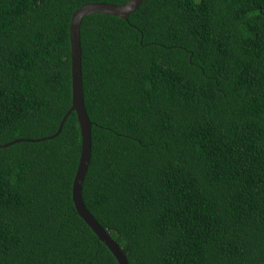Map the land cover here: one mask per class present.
<instances>
[{
    "label": "trees",
    "instance_id": "16d2710c",
    "mask_svg": "<svg viewBox=\"0 0 264 264\" xmlns=\"http://www.w3.org/2000/svg\"><path fill=\"white\" fill-rule=\"evenodd\" d=\"M125 1L0 0V264H118L73 205L74 111L54 133L71 13ZM80 43L82 199L128 263L264 264V0H142Z\"/></svg>",
    "mask_w": 264,
    "mask_h": 264
},
{
    "label": "water",
    "instance_id": "95a60500",
    "mask_svg": "<svg viewBox=\"0 0 264 264\" xmlns=\"http://www.w3.org/2000/svg\"><path fill=\"white\" fill-rule=\"evenodd\" d=\"M142 0H126L120 4H112L106 2H87L77 7L71 13L69 23V43H70V72H71V104L68 110L62 117L61 122L54 134H57L62 126L63 120L66 116L74 111L80 129V153L77 167L73 177L71 195L75 211L86 222V224L93 230L97 237L108 247L111 253L116 258L118 264H129L126 255L118 245V243L110 236L95 217L85 207L81 189L84 180L91 151V121L88 118L82 89V71H81V43H80V23L82 18L91 13H103L126 18L132 11H134ZM15 139L14 141H18ZM10 141L6 144L12 143ZM3 146V144H0Z\"/></svg>",
    "mask_w": 264,
    "mask_h": 264
}]
</instances>
